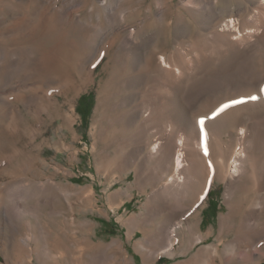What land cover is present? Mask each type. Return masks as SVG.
Here are the masks:
<instances>
[{
	"label": "rangeland",
	"instance_id": "obj_1",
	"mask_svg": "<svg viewBox=\"0 0 264 264\" xmlns=\"http://www.w3.org/2000/svg\"><path fill=\"white\" fill-rule=\"evenodd\" d=\"M213 1L234 5L237 29L225 28L228 14L209 28L182 0L170 1L163 20L155 6L149 10L153 0L142 7L129 1L127 18L140 35L159 32L148 55L164 53L183 68L206 55L220 61L233 42L251 47L237 66L215 73L211 81L188 75L193 101L183 102L188 129L192 117H205L206 135L220 115L252 102L242 91L256 88L260 99L251 104L264 100L262 17L251 0ZM241 6L248 7L240 11ZM101 16L102 0H0V264H183L208 246L220 248V254L208 253L197 264H264V240L256 238L261 227L239 225L248 209L236 202L242 183L255 176L252 164L264 171V115L235 118L237 127L247 129L244 137L236 126L224 125L212 155L187 154L183 172L190 180L168 183L172 162L159 164V155L149 156L168 131L147 120L145 106L154 102L156 113L169 109L162 99L170 96L177 71L158 67L154 57L132 85L137 71L124 51L126 32L117 24L106 32ZM169 22H175L171 29ZM178 26H184L183 34L176 33ZM198 68L190 74L200 73ZM233 99L243 102L213 119L214 110ZM239 148L246 150L247 171L235 177L229 199L228 164ZM175 224L177 253L159 255L165 241L161 228ZM147 233L162 238L143 253L138 244ZM199 236L205 239L198 242Z\"/></svg>",
	"mask_w": 264,
	"mask_h": 264
},
{
	"label": "bare ground",
	"instance_id": "obj_2",
	"mask_svg": "<svg viewBox=\"0 0 264 264\" xmlns=\"http://www.w3.org/2000/svg\"><path fill=\"white\" fill-rule=\"evenodd\" d=\"M129 1H130V4L134 3V4L142 7L146 0H102L103 16H101L100 18L106 20V26H107V27L105 26L106 32L112 33V31L115 30V24H117V30L126 32L125 36L127 38L126 39L127 48H125L126 50L124 49V51L126 52V55H128L129 57L132 58L131 62L134 64L135 70L137 71L136 72L137 75L135 74V77L132 80V83H131L132 85H133V83L135 84L136 81L141 80V79H138L140 69L142 70V68H145V70H148L153 65L152 60L155 59L156 57H157L156 65L158 67H162V68L166 69L167 71H171V70L173 71L174 70V72L175 71L179 72V74H176L177 72H175L174 78L172 79V81L169 84V89H170V93H171L170 96L166 97L164 95L166 98L163 97L164 99H162L163 104H165L167 101L170 102L169 103V106H170L169 109L166 110L165 108H161L156 113L155 108H154V107H156V105L153 107L154 102L148 103L145 106V108L148 110L147 120H151V119L155 120L159 124V126L166 127V129L168 131L167 132L168 134L165 132L167 134V136H165L162 140L158 139L156 142H154V145L151 149L150 155L149 154L148 155L149 156H151L152 154L159 155L158 156L160 159L159 164H161V162L162 163L164 162V163H167V165H168L169 163L172 162L171 166H172V172L173 173L170 176V178L168 179V183H172V184L174 183V186H175V183L178 185H182V184H184L186 179L191 177V176H188L185 174L186 176H188V177H186L184 175V172H183V171H185L184 169L189 166V164H188L189 162L187 163L188 166L186 165L187 154H193L195 156H198V159L203 154L205 156L206 152H209V154L212 155V153L214 151L213 150L214 144H215V142L218 141V138H219L220 134L222 133V129L224 128V125H226V124L228 125V123H229L230 126H236L237 127L238 125L235 121V118L240 117L241 115H243V118H242L243 120L244 119L254 120V119L264 115V102H262L264 100H259V102L251 104L253 102V100L255 101L258 96H255V94H254V92H256L255 91L256 88H249V89L244 90V91L241 90L243 92V93L241 92V94L245 97L250 98V100L252 102L251 103L249 102L250 104H248V102H246L247 103L246 105L239 106V107L237 106V108H235V109L232 108L228 112L224 113L223 115H220V117H218L219 116L218 115L217 116L218 119L216 118L217 120H214V123H212V122L210 123L212 126V129H213L212 133H210L209 135H205V133L203 131V125L205 127L206 124L201 125L199 123L201 117H198V116L196 119H195V117H192V118H194L193 123L191 122L192 126L188 129L187 109L183 104V102L189 103V104L193 103V101L190 100L191 99V93H190L191 92V85L189 87L185 84L188 81L187 80L188 75L191 76L194 80V78L196 76L198 77L200 74H202L203 81L204 80L211 81V78H213L215 73H222L223 71L229 70L230 67H235V65L237 66L239 61H240V58H243L248 53V51L250 50L251 47L248 46L247 44L244 45L241 42H233L234 48L229 49V51L227 49L226 50L227 53L224 54V58H222L220 61L219 60L216 61L214 56H213L214 57L213 58L212 56L209 57L208 55H206V57H204V59H200V60L198 59L197 61H194V60L191 61V63L189 64L190 68L189 67L183 68L182 66H179L178 64L171 62L169 60V58L167 57V55H165L164 53H160V54L157 53L159 55H154L153 53H151L148 55V53H146V52H148L147 51L148 48H156V47H153V45H155L157 40L159 39L158 38L159 32L156 30L155 31L153 30L152 32H149V31L146 32L145 31L146 33H144V35L143 34L140 35L139 30L137 28H133L130 24L127 23V18L130 14V11H131V8L133 5V4L130 5ZM170 1L171 0H153V2L151 3L152 6L149 7V10L153 13V6H155L157 8V10L159 11V14H160L159 20H163V14L165 13L167 8L169 7ZM217 1H219V0H217ZM251 1L256 6V12L263 19L261 21V30H262V34H264V0H251ZM182 2H183L182 5L184 7H186L187 9L194 10L197 13L201 14L202 17H204L202 19V21L204 23H207L208 25H210L209 28L212 27L215 24V22L218 23V18H220L222 16H226V14H228L229 15V16L227 15L229 17L228 20L224 21L222 19L225 22V26H226L225 28L226 29L228 28L229 30L231 28L237 29L238 23H237L236 18L233 16L235 13L234 9H233L234 5L230 8H228L229 6L228 7L218 6L213 0H182ZM247 7L248 6H246V7L241 6L239 8V10L243 11ZM116 17L118 18V22L114 19ZM222 20H219V21L221 22ZM174 23L175 22H169L168 25H169L170 29L172 28V25H174ZM217 26H220V25L218 24ZM183 27L179 28V26H178L177 28H179V29L178 30H177V28L175 29V30H177L176 33L177 34H183V32L185 31V29ZM216 27L214 26V28H216ZM150 29H152V28H150ZM238 32H241V30L239 29ZM107 47L108 46H106L105 49ZM157 50H159V49H157ZM151 51L152 50H150V52ZM209 55H212V54H209ZM131 58H129V59H131ZM133 64H131V65H133ZM106 65L109 66L110 63L107 62ZM197 65L199 67L198 70L200 71V73L198 72L197 74L191 75L190 71H192V68H194V69L197 68ZM194 69H193V71H194ZM144 75H145V73H144ZM207 76H210V77L208 78ZM195 85H196V83L193 85V87H195ZM238 93H240V92H238ZM259 94H260V91H259ZM252 97H255V99H252ZM261 97H262V94H261ZM258 98L260 99V97H258ZM157 109L158 108H156V110ZM138 110H140V109H138ZM138 110H137V112H138ZM212 110L209 112L211 113ZM202 115H204V114H202ZM192 116H194V115H192ZM177 127L179 129L183 128V129H181V130H183V133H181L180 135H177V133H176V132H179L178 131L179 129H177ZM237 128H239V127H237ZM207 129H209V128H207ZM239 130H240V132H238V134L240 133L241 137H244V135H246L247 129L244 126H240ZM209 132H211V131H209ZM200 136H201V139H203V140H202V142H199L200 140L197 142V140ZM245 140L246 139H244V141ZM239 144H241V143H239ZM206 149H207V151H206ZM240 149L241 148L237 149L236 153L232 157V160H230V163L228 164L229 170H228L227 176H226V180H227L226 196L229 199L232 197V193H233L232 190H233V187L235 185V183H234L235 177L240 176L247 171L245 169L247 166L245 164L246 163L245 162L246 150L245 149L240 150ZM171 158L173 161H171ZM201 159H202V157H201ZM190 165H191L190 168H192L193 167L192 165H194V164H190ZM252 165L251 166L253 168L252 167L251 168L253 170H252L251 174L254 172L255 176L253 177V175H252V181L250 184H247V182L242 183V187H241L242 189H240L239 193L237 194V198H236L239 201L238 200L236 201L235 199L234 200L237 203H239V205L242 209H246V210L248 209L246 212V215H244V218L242 219V224L238 222L239 225H241L243 227L245 226L249 229H253L254 227L255 228L261 227V229L258 228L259 232L257 234L258 236L256 237V238L259 237L260 239H257V240L261 241V240H264V171H259L257 168V164L253 163ZM190 168L188 169V171H190ZM262 168L264 170L263 165H262ZM213 177L210 178L205 191L201 195L200 202L205 201V199L207 197V193H208L209 189L211 188V186L214 182L215 176L213 175ZM188 180H190V179H188ZM187 183H189V182H187ZM170 188H173V187L171 186ZM167 189H169V188H167ZM165 192H163L162 194H164ZM162 194H159V195H162ZM159 195H156V197H154V199H156V200L159 199V197H160ZM232 204H233V199H232ZM163 207H165V206H163ZM240 207L238 209H241ZM231 209H232V206H231ZM231 213H232V211L230 212V214ZM235 213H238V211ZM235 213L233 212L232 215H234ZM238 214H240V213H238ZM163 227H164L163 229L161 228V232L164 233L163 239L165 241H164L162 249L160 250V252H158V254L163 255V254L177 253V250H178L177 249V243H178L177 225L175 224V227H171L169 229L165 226H163ZM243 227H242V229H243ZM143 230H145V229H143ZM158 236L160 237L161 235L158 234ZM158 236L157 235L152 236L150 239L149 234L148 233L145 234L143 241H140L138 244L141 252L144 253L147 248L152 249L151 247L153 246L152 245L153 241ZM160 238H162V237H160ZM28 240H29L28 238H25L24 240H22V243L24 244L25 249L28 251V255L31 256L33 250L30 248V244L28 243ZM203 240H204V238L202 236H199L197 238L198 242L203 241ZM238 242H239V240H237L235 243L233 242V246H236L235 244H238ZM263 244H264V241H263ZM231 246L232 245H229V247H231ZM218 249H220V248H218ZM218 249H217V247L215 248L214 246H208L206 248H202L200 251H198V253L193 258H191L190 260L186 261L183 264H188V263L189 264L190 263L197 264L198 262L201 261L200 259L203 258L204 256H206L208 253H213V251H214V253L216 255L220 254V251ZM231 254L234 255L235 250H232Z\"/></svg>",
	"mask_w": 264,
	"mask_h": 264
},
{
	"label": "snow or ice",
	"instance_id": "obj_3",
	"mask_svg": "<svg viewBox=\"0 0 264 264\" xmlns=\"http://www.w3.org/2000/svg\"><path fill=\"white\" fill-rule=\"evenodd\" d=\"M252 99H255V97H252ZM242 102H243L242 100H235V99H233V100H231V101H229L227 103L221 104L217 109L214 110V112H213V118H215L220 113L224 112L227 108L231 107L232 105H235L237 103H242ZM199 123L201 125H203L205 123V117H201ZM206 151H207V149H206ZM209 163H211V162H209Z\"/></svg>",
	"mask_w": 264,
	"mask_h": 264
},
{
	"label": "crops",
	"instance_id": "obj_4",
	"mask_svg": "<svg viewBox=\"0 0 264 264\" xmlns=\"http://www.w3.org/2000/svg\"><path fill=\"white\" fill-rule=\"evenodd\" d=\"M155 200H156V199H155ZM202 223H203V222H201V225H202ZM203 238H204V237H203ZM204 239H205V238H204ZM180 251H181V250H180ZM180 253H184L183 249H182V251H181Z\"/></svg>",
	"mask_w": 264,
	"mask_h": 264
},
{
	"label": "trees",
	"instance_id": "obj_5",
	"mask_svg": "<svg viewBox=\"0 0 264 264\" xmlns=\"http://www.w3.org/2000/svg\"><path fill=\"white\" fill-rule=\"evenodd\" d=\"M81 101H82V102H81V105H82V104H83V101H84V97L82 98V100H81ZM81 105H80V106H81Z\"/></svg>",
	"mask_w": 264,
	"mask_h": 264
}]
</instances>
